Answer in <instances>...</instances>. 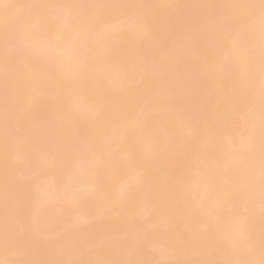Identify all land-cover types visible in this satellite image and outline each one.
I'll return each instance as SVG.
<instances>
[{"label": "snow or ice", "instance_id": "6c2138e0", "mask_svg": "<svg viewBox=\"0 0 264 264\" xmlns=\"http://www.w3.org/2000/svg\"><path fill=\"white\" fill-rule=\"evenodd\" d=\"M0 264H264V0H0Z\"/></svg>", "mask_w": 264, "mask_h": 264}, {"label": "bare ground", "instance_id": "6f19581e", "mask_svg": "<svg viewBox=\"0 0 264 264\" xmlns=\"http://www.w3.org/2000/svg\"><path fill=\"white\" fill-rule=\"evenodd\" d=\"M146 2H163V0H146ZM177 2H198V0H177ZM87 107V105H85ZM233 134V129L229 128L225 131V136ZM227 147V145H225ZM95 166L94 158H88L83 165V171L65 172L63 169H54L46 176L42 177V187L46 194L49 206L53 211L65 199L66 195L72 190L91 191L94 189V177L90 173V169ZM123 173L121 171H113L108 174L105 179V187L118 189L121 184ZM92 209L88 205L81 206L77 212L82 217H87Z\"/></svg>", "mask_w": 264, "mask_h": 264}]
</instances>
